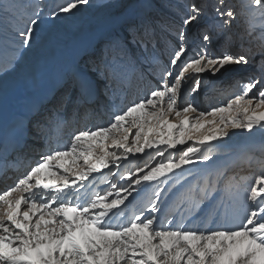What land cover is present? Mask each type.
Instances as JSON below:
<instances>
[{"label": "snow or ice", "instance_id": "obj_1", "mask_svg": "<svg viewBox=\"0 0 264 264\" xmlns=\"http://www.w3.org/2000/svg\"><path fill=\"white\" fill-rule=\"evenodd\" d=\"M87 9L96 13L92 29L107 37L102 47L80 41L70 67L59 71L27 64L46 24L78 22ZM47 16L39 6L0 0V180L12 179L8 172L22 165L30 141L50 146L53 131L70 117L82 119L109 105L115 110L106 126L86 123L62 150L41 152L0 194V264H264V170L245 186L224 180L218 169L216 179L209 173L189 190L193 205H201L191 219L219 198L216 218L223 225L215 230L190 221L177 225L175 215L164 217L165 225L160 215L171 177L211 162L213 150L226 147L235 130L264 133V0H62ZM241 20L243 32H235ZM237 38L241 51L233 52ZM229 75L238 78L228 82ZM205 76L215 83L205 85ZM9 77L18 78L21 96L6 112ZM133 77L150 83L147 94L116 109L118 91ZM217 85L228 93L226 103L200 111L195 96ZM185 87L192 99L178 103ZM109 140L119 152L108 150ZM188 142L192 146L178 158L165 155ZM146 149L159 161L124 172L103 193L81 192L91 173L118 168ZM81 159L83 170L70 179ZM49 172L62 173L60 182H47ZM153 184L155 199L126 219V202Z\"/></svg>", "mask_w": 264, "mask_h": 264}, {"label": "bare ground", "instance_id": "obj_2", "mask_svg": "<svg viewBox=\"0 0 264 264\" xmlns=\"http://www.w3.org/2000/svg\"><path fill=\"white\" fill-rule=\"evenodd\" d=\"M29 2H30L29 6L32 8L39 6V8L43 10V12L46 15V18H48V19H50V17H48L47 14L55 7V5L59 4L58 0H30ZM4 27H5V23H4L3 19L0 18V57H2L5 54V44H4L3 38H2V33H3ZM45 27L46 26H44V28ZM44 28L40 33L39 42H38V45L35 47L34 51H36L37 49H39L40 47L45 45V42H46L48 37L46 35V30ZM234 30H235V32L236 31L238 32L237 28H234ZM257 34H258V32H257ZM90 41L92 43H94V39L90 40ZM50 45H51L50 43L47 44L46 48L49 47ZM240 45H241L240 39L237 38L236 43L233 46L234 49L232 48V51L233 52L241 51ZM77 47L68 50L69 53L66 56H64L63 58L58 59V60L56 59V61L53 64L47 63L48 67L53 68L57 71L64 69V68H67V67H70L72 60H73L74 56L76 55ZM253 51H255V49ZM33 52L31 54H29V57L27 59V64L29 66H30V64L32 65L31 58L34 55ZM54 53H56V51H54ZM35 54H36V52H35ZM55 58H57V57H55ZM47 64L45 66H47ZM133 79H134V77L132 79H130L132 83L130 84L129 88L126 87L127 83H125L123 86L125 88L126 93L128 92L127 95L130 94L131 90L134 89L136 85H138L137 82L139 80L136 79V81H134ZM141 84L144 85L143 87H145L146 94H147V89L149 88L150 83L140 82V85ZM101 88H103L102 84H101ZM126 93H124V97H125ZM135 93H136V91L134 92V94ZM20 96H21V91L18 87V84L14 88L7 89L5 101H9L10 103L5 104V111L6 112L14 111L18 107V102H19ZM134 96H136V97L134 98L133 95H131L130 101L137 99L138 95L135 94ZM143 96L144 95H141L140 97H143ZM125 104H127V103L125 102ZM125 104H124V100H123V102H122V100L120 102L118 101L115 108L116 109L122 108L125 106ZM109 106H110L109 109L102 107L98 114H94V115H96V118L93 117L94 115L87 116L89 118L91 117L94 119L93 125L87 123L88 127L106 126L107 123L112 118L111 113L115 110L111 105H109ZM100 114L106 115L105 120H100V119L97 120L98 117H100V116H98ZM77 121H78V119L76 118V122ZM79 121H81V119H79ZM75 123L72 124L68 120L63 126L57 128L53 131V133L51 134L52 138H53V143L50 145L51 148L62 150L65 146H68L72 134L77 129L84 128L85 124H86V123L84 124V121L80 125H77V124L75 125ZM213 143H215V142H213ZM225 145H226V147L222 148L219 151H217L215 149L213 150V160L211 162H209L207 164L200 163V164H195V165H189L188 168L190 169V171L184 172L183 176L171 177V182L168 184V188H167V191L165 193V196L168 197L167 203L165 205L164 212L160 214L161 219L165 225L167 224V220L164 219V217H168L170 219L173 215H175V217H176L175 223L177 225H182L186 221H190V225L192 227L199 226L202 229L213 228L214 230L223 225V220L216 218V208L219 204V198L217 199V201L213 202L208 207L203 208V211L200 213V215L196 219H191L196 214V212L201 208V205L198 201L195 202V206L193 205L192 200L188 196L189 190L195 189V187L198 184L202 183L205 179H207L209 177V173H212L213 174L212 178L216 179L215 172L218 169L221 171H224L226 173L224 180H228L229 179L228 174L230 172L229 168L231 167L233 160L236 159V157L238 156L239 151L245 150L244 162H246V163L247 162L251 163V161H253L255 158L258 159L259 157H260L259 160L263 161L264 160V151H261V146L264 145V133H261L260 131L257 130V131H254L251 135H248L247 133H244L243 131L237 130V131H235V134L232 135L231 139H225ZM50 146L46 141H42L41 143H31V141H30L28 147L25 149V155L23 158V162H22V165L20 166L22 170H19V171L23 173L25 170V167L34 164V162L39 159V154L41 152L47 153L49 151ZM155 147H157V146L154 145V148ZM31 148L36 149L35 150L36 152H35V154H33V157L35 155H37L36 156L37 158L32 159V160H30V155H28V151H29L28 149H31ZM110 148H111V151H113V152H119L120 151L113 145L110 146ZM176 148L177 147H175L173 149H169L165 153V155L168 156L169 158H175L174 155L178 154V151L174 152L176 150ZM178 148H180V147L178 146ZM149 151L151 152V155H148V157H149L148 159L146 157L143 158L142 157L143 154L140 157H138L139 154H129L127 160H121L120 166L118 168L112 167L110 165L111 171H109L108 168H104V169H100L97 172L91 173L88 176V179L85 181L86 187L84 189H81V192H87L89 195H91L94 192L103 193L104 191L110 190V183L117 182L119 180L120 175H122L124 172H126V171L135 172V170L137 168H144L146 163L147 164H154V163L158 162L160 158L155 157V151L146 149L147 153ZM257 153H259L258 156H257ZM67 163L68 162L65 161L66 166H67ZM77 164L72 165V168L77 167L78 166ZM255 165H258V163L256 162ZM262 167L263 166H261L260 168H262ZM260 168H259V170H260ZM82 170L83 169H78V171H82ZM51 172H55V169H52ZM51 172L46 173V177H45L46 181L49 183H59L60 182L59 181V175L62 173L52 175ZM108 172H109V174L111 173L112 175H113V173H117V175L115 176L116 178H114L113 180H112V178L111 179L108 178V174H107ZM22 173L20 175H22ZM73 174H74V172H70L68 174L70 179L74 178ZM253 174H254V172H252V174L251 173L247 174V176L244 179H246L248 177L251 178ZM237 175H240V172L237 173ZM15 179L16 178H14V179L12 178V179L7 180V181L0 180V194H2L4 191L3 188H5V187H3V186L12 185ZM230 179H231V177H230ZM166 183H168V182H166ZM5 190H6V188H5ZM157 190L158 189L153 184L151 187L145 188L143 191H141L139 195H134V198H130V200L128 202H126L127 207L124 208V212L126 213V219H130L133 214H138L141 210L146 208L148 206L149 202L151 200L155 199V196L153 195V193ZM186 200H187V202H185ZM181 205H183V207H181ZM70 215H71V213H70ZM227 226H229V225H227Z\"/></svg>", "mask_w": 264, "mask_h": 264}, {"label": "rangeland", "instance_id": "obj_3", "mask_svg": "<svg viewBox=\"0 0 264 264\" xmlns=\"http://www.w3.org/2000/svg\"><path fill=\"white\" fill-rule=\"evenodd\" d=\"M29 1L30 0H16L17 3L27 5V6L30 5ZM58 2L60 4V3H62V0H58ZM210 2H211V0H210ZM228 2L229 3H239V0H228ZM115 14H119L118 9L115 10ZM95 15H96V13L92 9H87L78 18V22L66 20L63 24H61L59 21H55V22H51V23L46 24L45 25L46 27L44 29L46 30V35L48 38H47L44 46L40 47L39 49H37L36 51L33 52L34 57L32 56V58H31L32 64L35 62H39L44 66L47 63L53 64L56 61V59L58 60V59L63 58L64 56H66L69 53L68 50L76 48L78 46L79 42L84 40V39H88V40L94 39L93 44L98 46V47H102L107 37L104 33L94 31L92 29L91 21L94 19ZM62 19H64V18L62 17ZM244 27H245L244 21L241 20L240 26L237 27L236 25H234L233 30H234V28H237L238 32H243ZM48 42L51 45L46 48L47 44H49ZM244 47L245 48L249 47L247 42L244 43ZM254 49H255V47H253L252 50H254ZM54 51H56V53H54ZM217 51H219V49H217ZM35 52H36V54H35ZM236 52H238V51H236ZM190 54L191 53H189V55ZM55 57H57V58H55ZM46 67H48V64ZM235 78H238V76L229 75L228 82H230L232 79H235ZM17 80H18L17 77H9L7 85H6V89L16 87V85L18 84ZM133 80L136 81V78H134ZM131 83H132L131 80H129L128 81V88L130 87ZM203 83L205 85H211L215 82L211 81V79L209 77L205 76L203 79ZM137 84L138 85H136L135 88L131 90L130 94H128V95L126 94L125 98H124V89L119 90L118 94H119V96L121 95L119 102L121 100L123 102V100H124V104H125V102L128 103L131 100V98H130L131 95H133L134 98L136 97V96H134L135 94H137L138 96L139 95L145 96L146 95V89H145V87H143L144 85H142V84L140 85V81H138ZM151 84L154 85V81L151 82ZM135 91H136V93L134 94ZM230 91H233V90H230ZM112 98L114 99V95L110 97V99H112ZM228 98H229L228 93L222 91L220 89L219 85H217L215 88L209 86V87L202 88L199 95L195 96V103L198 105L200 111H208L212 107H218V106H221L222 104L226 103ZM191 99H192V94L190 92V87H185L184 91H183L182 99H181V101H178V103H181V102L187 101V100H191ZM109 108H110V106L106 107V109H109ZM98 116H100V117H98L97 120H99V119L105 120V118H106V115H104V114H100ZM93 117L96 118V115H94ZM171 119L173 120V122H176L175 117H172ZM69 121L72 124H74L76 122L75 116L70 117ZM83 121H84V124L85 123L92 124V125L94 124L93 118L86 117L85 119L82 118L81 121H79V119H78V121L75 123V125L76 124L80 125L83 123ZM207 127L208 126L206 125L205 128H207ZM164 131H168V129H164ZM230 131H232V130H230ZM235 131H237V130H235ZM133 134H134V130H133ZM150 138L155 140L158 138V134L156 132H153L150 134ZM164 138H166V137H164ZM107 146H108V150L111 151L110 146H112V144H111L110 140L107 141ZM188 146H192L191 142H188V144H186V145L179 146L180 148H178V146H177V148L174 152L178 151V154L174 155L175 158L180 156L182 154V151L185 150L186 147H188ZM28 150H29L28 155H30V160L37 158L36 157L37 155H35L33 157V154H35L36 149L31 148ZM93 151H94V153H98L99 150L94 149ZM244 152H245V150L239 151L238 156L236 157V159L233 160L232 165L229 168L230 172H229L228 176H229V179L231 177V179H233L234 182H241L245 186H247V184L252 180L254 175L258 174L261 170H264V160L260 161L259 160L260 157H259L258 159L255 158L253 161H251V163H249V162L246 163V162H244V160H245ZM258 154L259 153H257V156H258ZM141 155L142 154H139L138 157H140ZM148 155H151L150 151L148 153L147 152L144 153L142 157L143 158L146 157L148 159L149 158ZM92 161L94 162V159ZM256 162L258 163V165H255ZM81 164H82V159L78 162L77 167H73L71 169V172L75 173L78 171V169H82L80 167ZM261 166H263V167L260 168ZM19 168H20V166L18 168L10 170L8 172V175L10 177H12L13 179L16 178L17 176H20V174L22 172H20L19 170H22V169L21 168L19 169ZM259 168H260V170H259ZM239 172H240V175H237V173H239ZM252 172H254V174L252 175L251 178L248 177V178L242 180V178H245L247 176V174H249V173L252 174ZM107 174H108V178H110V179L112 178V180L114 178H116L111 173L109 174V172ZM3 187L6 188L7 185H5ZM5 188H3V190H5ZM233 208L238 213L239 217L243 216L244 212L240 208V205L238 203L234 204ZM235 223H239V218L236 219ZM230 226L231 225H229V227Z\"/></svg>", "mask_w": 264, "mask_h": 264}]
</instances>
